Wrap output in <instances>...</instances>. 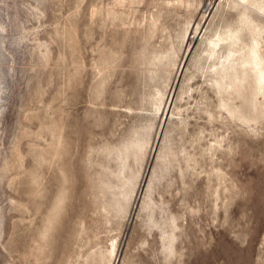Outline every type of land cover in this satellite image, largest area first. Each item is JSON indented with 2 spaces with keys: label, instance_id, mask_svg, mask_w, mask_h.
<instances>
[{
  "label": "rangeland",
  "instance_id": "rangeland-1",
  "mask_svg": "<svg viewBox=\"0 0 264 264\" xmlns=\"http://www.w3.org/2000/svg\"><path fill=\"white\" fill-rule=\"evenodd\" d=\"M0 264H264V0H0Z\"/></svg>",
  "mask_w": 264,
  "mask_h": 264
}]
</instances>
